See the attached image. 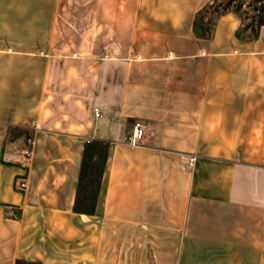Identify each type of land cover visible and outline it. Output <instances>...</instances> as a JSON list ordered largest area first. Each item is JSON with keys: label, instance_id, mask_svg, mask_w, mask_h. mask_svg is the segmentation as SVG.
<instances>
[{"label": "crops", "instance_id": "0c3cea01", "mask_svg": "<svg viewBox=\"0 0 264 264\" xmlns=\"http://www.w3.org/2000/svg\"><path fill=\"white\" fill-rule=\"evenodd\" d=\"M209 1L0 0V264H264V25L237 37L228 12L199 38Z\"/></svg>", "mask_w": 264, "mask_h": 264}, {"label": "trees", "instance_id": "16d2710c", "mask_svg": "<svg viewBox=\"0 0 264 264\" xmlns=\"http://www.w3.org/2000/svg\"><path fill=\"white\" fill-rule=\"evenodd\" d=\"M241 15V25L236 30L237 37L248 35L256 38L264 25V0H211L203 5L194 16L193 32L199 38L210 39L213 35L216 18L224 13ZM26 132L12 127L11 135ZM28 135H26L27 137ZM108 142L90 140L84 145L82 162L75 193L73 210L91 214L98 194L100 179L107 156ZM14 264H42L40 261L17 259Z\"/></svg>", "mask_w": 264, "mask_h": 264}, {"label": "built area", "instance_id": "2783aa9c", "mask_svg": "<svg viewBox=\"0 0 264 264\" xmlns=\"http://www.w3.org/2000/svg\"><path fill=\"white\" fill-rule=\"evenodd\" d=\"M94 115L98 116L99 110L97 107L93 109ZM145 135V125L140 121H135L132 125L131 132L126 137V142L132 147H137L142 145V140ZM33 145V138L31 136L25 137L24 143L20 149V160L26 162L31 155ZM193 158L189 160L192 161ZM24 185V184H21Z\"/></svg>", "mask_w": 264, "mask_h": 264}, {"label": "rangeland", "instance_id": "374dc122", "mask_svg": "<svg viewBox=\"0 0 264 264\" xmlns=\"http://www.w3.org/2000/svg\"><path fill=\"white\" fill-rule=\"evenodd\" d=\"M247 1V0H246Z\"/></svg>", "mask_w": 264, "mask_h": 264}]
</instances>
